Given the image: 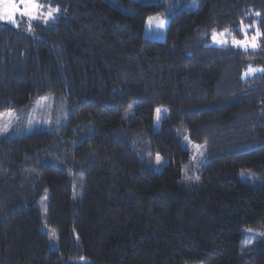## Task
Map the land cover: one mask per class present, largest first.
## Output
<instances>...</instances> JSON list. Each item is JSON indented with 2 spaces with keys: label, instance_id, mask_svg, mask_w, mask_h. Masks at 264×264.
<instances>
[{
  "label": "trees",
  "instance_id": "obj_1",
  "mask_svg": "<svg viewBox=\"0 0 264 264\" xmlns=\"http://www.w3.org/2000/svg\"><path fill=\"white\" fill-rule=\"evenodd\" d=\"M109 1L0 23V113L52 94L70 107L59 127L0 138V264H264V184L239 177L264 181V0H198L162 40L145 28L163 3ZM254 21L257 49L212 45ZM182 136L203 150L197 189L181 186Z\"/></svg>",
  "mask_w": 264,
  "mask_h": 264
},
{
  "label": "rangeland",
  "instance_id": "obj_2",
  "mask_svg": "<svg viewBox=\"0 0 264 264\" xmlns=\"http://www.w3.org/2000/svg\"><path fill=\"white\" fill-rule=\"evenodd\" d=\"M112 1V2H111ZM130 2L142 1L143 3H153L160 2L165 5V11L150 16L146 22L145 28V37L151 40H162L165 38L167 24L171 16L176 13H181L183 11H193L197 7L198 0H129ZM38 2L43 5V7L36 13L35 19H30L28 17H17V21L20 22L22 19L33 21H41L44 23L54 21L57 18L58 11H53L52 16H48V12L52 9H58L57 6L53 5L51 2H46V0H38ZM110 3L117 5L118 7L122 5V2L119 0H110ZM127 10V9H126ZM0 23H7L10 25H16L8 23L6 21L0 20ZM254 21L251 25L243 26L242 31L244 37L241 39H236L232 34L228 32L222 34H215L217 41L223 40L226 43L214 42L212 38V45L219 47L231 46L238 49H243V47H237L233 44V38L239 41L247 40L249 46L247 49H257L259 45V38L256 40L257 47H251L253 36L257 34V25ZM246 33V35H245ZM252 71H249V70ZM250 69L244 74V77L254 76L258 73L263 72L262 68L250 67ZM159 110V112L157 111ZM70 107L66 100V97L63 94H52L45 97H42L36 100L34 103L28 107L15 109L0 113V138L8 139L13 138L19 135H25L30 133H35L42 130H49L60 125L64 124L67 120ZM167 112L164 108H157L154 114L153 119V130L158 131L161 125L162 119L166 116ZM132 118L131 112L126 114V119ZM181 141L184 143L186 149L191 152V161L187 165L184 172V177L181 180V186L187 189H197L201 186V181L199 178V173L202 169L203 162L201 158L203 157V150L200 145L194 144L190 141H187L185 137H181ZM158 158V157H157ZM156 158V171L162 170L166 162L159 157V160ZM240 179L248 186L251 187H260L264 184V181L256 176L255 174L249 171H242L239 175ZM75 201L79 200V193L74 194ZM47 195L42 197L39 201V209L42 212V215L47 214ZM50 237L51 249L55 250L57 247V242L55 239V234L51 230H46ZM256 235V232H253ZM55 236V237H54ZM256 237V236H255Z\"/></svg>",
  "mask_w": 264,
  "mask_h": 264
},
{
  "label": "snow or ice",
  "instance_id": "obj_3",
  "mask_svg": "<svg viewBox=\"0 0 264 264\" xmlns=\"http://www.w3.org/2000/svg\"><path fill=\"white\" fill-rule=\"evenodd\" d=\"M43 7L38 0H0V20L6 21L8 23L16 24L18 26L17 17H28L30 19L36 18V13ZM53 11H59V9H52L48 12V16L51 17ZM257 15H260L257 13ZM31 30V29H29ZM246 35V33H245ZM262 35L257 31L256 36L251 38V47L256 48V40ZM214 42L226 43V41H217L216 36H213ZM233 44L237 47H243L247 50L249 42L247 40L239 41L233 38ZM249 71H252L251 69ZM159 112V110H157ZM159 160V157L157 158Z\"/></svg>",
  "mask_w": 264,
  "mask_h": 264
}]
</instances>
